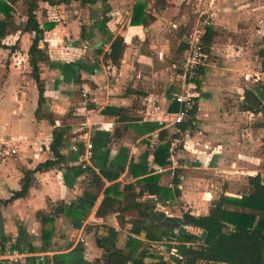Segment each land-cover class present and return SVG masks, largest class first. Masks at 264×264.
Returning a JSON list of instances; mask_svg holds the SVG:
<instances>
[{
	"label": "crops",
	"instance_id": "obj_1",
	"mask_svg": "<svg viewBox=\"0 0 264 264\" xmlns=\"http://www.w3.org/2000/svg\"><path fill=\"white\" fill-rule=\"evenodd\" d=\"M136 1L39 3L41 26H54L44 31L40 42L48 58L39 64L45 101L37 117L38 90L29 75L27 54L32 34L17 30L2 39L0 146L8 153L0 159V200L20 188L24 171L50 157L54 127H67V139L61 148L64 163L34 172L25 197L0 205V264H106L100 240L110 230L114 245L132 252L127 264H176L169 245L149 241L144 231L130 232L133 210L96 216L104 189L121 199L125 184L146 175L157 174L159 183L168 187L177 177L179 195L167 203L148 193L138 198L153 206L147 224L164 227L174 219L208 214L221 195L240 197L247 177L263 173L264 108L253 113L241 105L244 89L264 84L258 56L264 48V4L214 0L215 35L196 90V112L184 121L189 123L183 130L170 123L179 109L173 95L182 85L178 67L183 52L178 55L176 49L187 38L178 35V28L193 21L209 0H167L169 6L161 10L147 0L154 18L146 26L130 24ZM15 6V18L25 21L23 9L19 18ZM117 35L123 37L125 49L115 66L103 55ZM83 89L89 92L86 107L80 104ZM69 111L73 117L66 116ZM161 131L171 140L165 165L156 164L153 155L163 143ZM85 132L92 143L90 159ZM86 167L100 183L92 181ZM56 201L73 204L86 216L79 222L59 215L44 228L50 236L43 235L36 212ZM185 230L201 233L190 225ZM13 249L17 255L10 256Z\"/></svg>",
	"mask_w": 264,
	"mask_h": 264
},
{
	"label": "trees",
	"instance_id": "obj_2",
	"mask_svg": "<svg viewBox=\"0 0 264 264\" xmlns=\"http://www.w3.org/2000/svg\"><path fill=\"white\" fill-rule=\"evenodd\" d=\"M18 0H0V46L2 39L11 32L19 30L20 32L32 34L31 42L28 48V61L30 66V77L34 80L38 90V108L36 117L41 104L45 101L43 95V82L40 78L39 64L47 61V53L40 47L43 40L44 31L53 28L52 22H44L41 26L37 19L36 11L39 9L40 2H46L50 5L69 3L72 0H21L23 5L25 21H18L15 16L14 5ZM81 5H91L97 0H75ZM106 2V0H101ZM169 6L167 0H153L152 8L161 10ZM154 17L148 13L147 0H137L132 9L130 24H141L146 26L149 20ZM192 26V18L179 27L178 35L187 36ZM215 31L208 27L202 39L203 52L206 56L210 53V46L213 41ZM186 48L185 41L179 42L176 53L180 55ZM125 49L124 39L117 35L111 42L108 52L103 55L104 61H110L118 66ZM258 56L261 58V70L264 72V48L258 50ZM204 72V66L198 70L199 77L195 80V89L200 86V79ZM75 82H79L75 78ZM241 110L249 112H258L264 108V84H257L254 89H244ZM197 97H195L196 99ZM190 116L196 112V104L189 111ZM72 116V111L66 114ZM49 122L54 125L51 117L47 116ZM187 122H182L179 127L185 130ZM261 126H264L262 124ZM176 135H171L174 137ZM67 139V127H54L51 133L49 144L50 157L39 163L34 170H26L20 180V188L12 192L10 198L0 200V205H6L17 198L27 195L31 184V175L34 172L47 171L53 167L64 163L65 158L61 153V148ZM159 139L163 143L159 144L154 150V162L158 165H165L168 162V149L170 138L165 131L159 133ZM264 155V144L261 149ZM85 172L91 175L92 181L100 183L99 177L89 167ZM179 170H176L178 173ZM178 178L172 180L173 187L161 185L157 174H150L138 179L134 183H127L123 186L121 199L110 193V189H104V195L96 209L97 217H105L114 212H125L133 210L136 217L130 220V232L139 235L142 231L149 241H159L163 236L173 235L177 242V248L182 255L176 264H259L264 248V171L246 179V189L240 197L221 195L210 205L208 214L195 216L189 220H171L172 225L164 227H151L147 224L149 216L153 212V206L138 200L144 193L155 195L157 201L161 204L167 203L168 198L178 196L176 187ZM137 188V190H136ZM123 203H125L124 206ZM59 215H65L77 219L79 222L86 216L85 211H78L73 204H66L63 201L49 202L48 209L36 212V218L40 222L43 235L50 236L49 231H44L45 226L52 223ZM225 222L232 224L230 228ZM190 225L201 230L199 235L187 232L180 225ZM176 229L177 233H173ZM111 239V230L100 240V247L104 251L106 264H127L132 257V252H126L117 248Z\"/></svg>",
	"mask_w": 264,
	"mask_h": 264
},
{
	"label": "built area",
	"instance_id": "obj_3",
	"mask_svg": "<svg viewBox=\"0 0 264 264\" xmlns=\"http://www.w3.org/2000/svg\"><path fill=\"white\" fill-rule=\"evenodd\" d=\"M214 19V0H209L207 7L204 10H201L196 18L192 21V26L190 33L186 38V48L183 51L182 59L179 65L181 70V82L182 85L180 89L173 95V100L179 104V109L176 113L173 114V117L170 121L171 124H180L188 120L190 116V110L192 109L197 97V92L195 89V80L198 79L199 67L204 65L207 58L206 54L203 52L202 39L206 32V29L212 25ZM81 101L80 104L83 107H86V104L89 102V92L82 90L81 92ZM159 124L162 125V121H159ZM86 126V123H82V127ZM83 140L86 146V158H91V149L92 143L88 138V134L83 136ZM172 148L170 151L172 152ZM8 151L6 147L0 146V159H3L7 155ZM176 164V161L173 162ZM183 229H186L188 225H180ZM174 233V232H173ZM176 233V232H175ZM174 233V234H175ZM159 245H169L168 253L176 257V260L182 258L181 253L179 252L177 245L178 242L173 235L163 236L159 241ZM10 256L17 255L16 250H12L9 253Z\"/></svg>",
	"mask_w": 264,
	"mask_h": 264
},
{
	"label": "rangeland",
	"instance_id": "obj_4",
	"mask_svg": "<svg viewBox=\"0 0 264 264\" xmlns=\"http://www.w3.org/2000/svg\"><path fill=\"white\" fill-rule=\"evenodd\" d=\"M19 2L16 3V12H17V15H19V18H22L23 14H22V9H23V5H21V0H18ZM260 4L263 5L264 4V0H260ZM67 9H72L71 11H73L74 8L70 7V8H67ZM54 18H59L57 17V15H54ZM21 21V20H20ZM258 28H262L261 26V22L259 23V27ZM264 80V79H263ZM263 80H257L258 82H262ZM263 115H264V110H263ZM263 116H260L259 119H262ZM261 121V120H260ZM263 165H264V162H263Z\"/></svg>",
	"mask_w": 264,
	"mask_h": 264
},
{
	"label": "water",
	"instance_id": "obj_5",
	"mask_svg": "<svg viewBox=\"0 0 264 264\" xmlns=\"http://www.w3.org/2000/svg\"><path fill=\"white\" fill-rule=\"evenodd\" d=\"M226 225H228L230 228H233V225L232 224H229L227 222H225ZM259 264H264V248H263V252H262V255H261V259H260V263Z\"/></svg>",
	"mask_w": 264,
	"mask_h": 264
}]
</instances>
